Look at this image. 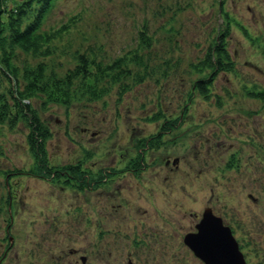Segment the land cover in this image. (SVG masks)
<instances>
[{
	"label": "rangeland",
	"instance_id": "obj_1",
	"mask_svg": "<svg viewBox=\"0 0 264 264\" xmlns=\"http://www.w3.org/2000/svg\"><path fill=\"white\" fill-rule=\"evenodd\" d=\"M42 21L53 52L16 50L22 71L42 64L44 83L61 81L79 57L104 66L125 55L128 71L90 88L72 79L69 104L23 100L47 130L51 174L37 170L23 116L0 125V264H204L183 237L206 207L247 264H264V100L253 96L264 91V0H52ZM220 34L234 68L203 98L192 86L209 71L192 65ZM12 86L0 76L8 100ZM76 165L88 187L65 169Z\"/></svg>",
	"mask_w": 264,
	"mask_h": 264
},
{
	"label": "trees",
	"instance_id": "obj_2",
	"mask_svg": "<svg viewBox=\"0 0 264 264\" xmlns=\"http://www.w3.org/2000/svg\"><path fill=\"white\" fill-rule=\"evenodd\" d=\"M52 0H22L15 1V3L9 6V0H0V76H2L7 82L8 86H13L9 89L10 99L5 97V94H0V125L5 122H9L16 115L23 116L27 120L28 128H30L29 135L27 136L29 149L33 153L37 170L39 173L51 174V170L45 168L44 162V143L48 138L47 130L42 128L39 123V119L36 116V112L29 107V105L22 104L23 100L30 98L34 95H45L48 101H59L63 104L70 103V87L72 86V79H80L81 83H85L90 88L91 83L96 84L102 81L104 78H108L112 83H117L119 77L124 74L123 70L129 63L127 55L116 59L112 64L102 65L99 63H89L84 57H79L80 65L72 70L70 75H67L65 80L53 79L48 83L43 82L44 66L42 64L35 68L23 67V71L19 66L14 64L15 51L19 50L24 54H31L33 57L38 58L50 56L53 52L52 40L55 35L51 32H40V26L43 22L45 14L48 12ZM36 4V8L35 5ZM28 20V21H27ZM23 21H27L24 24ZM222 35V36H221ZM225 34H220V39L215 40L216 44L210 46L206 58L201 60L198 64L192 65L193 69L200 73L202 70H208L209 74L207 79H200L195 81L192 86V90L203 98H207L210 95L209 86L217 72L226 71L230 72L234 68L233 63L230 62V57L223 45V37ZM142 38L143 46H149V37L139 36ZM135 59H138L135 61ZM131 63L142 64V60L136 56L131 60ZM93 67V72L89 71V68ZM25 68V69H24ZM22 71V72H21ZM19 79L24 83L22 90L18 87L17 82ZM86 87V88H87ZM101 96L105 95V91L100 92ZM254 97H259L264 100V91L256 92ZM11 102V103H9ZM56 103V102H55ZM14 108L16 114L12 115L11 109ZM178 118L174 121L165 123L162 127L169 129L171 126L177 124ZM161 127V128H162ZM157 139L147 143L145 140H140L142 147L147 145H158ZM144 154V153H143ZM142 152H140V159L132 162L133 170L140 169L143 163ZM71 175L75 178H86L85 171L80 168V165L75 167H66ZM114 170L108 168L107 170H101L96 177V183L106 180L109 176L113 175ZM42 176V175H41ZM87 179V178H86ZM70 180V179H69ZM88 181V179H87ZM93 183L94 185L96 183Z\"/></svg>",
	"mask_w": 264,
	"mask_h": 264
},
{
	"label": "water",
	"instance_id": "obj_3",
	"mask_svg": "<svg viewBox=\"0 0 264 264\" xmlns=\"http://www.w3.org/2000/svg\"><path fill=\"white\" fill-rule=\"evenodd\" d=\"M203 218L196 224L197 233L184 237L186 245L205 264H246L229 227L223 226L220 217L206 208Z\"/></svg>",
	"mask_w": 264,
	"mask_h": 264
}]
</instances>
